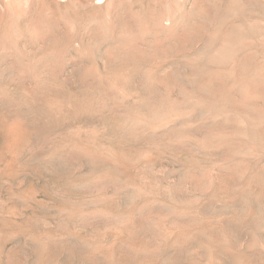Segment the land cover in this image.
<instances>
[{
	"label": "rangeland",
	"instance_id": "obj_1",
	"mask_svg": "<svg viewBox=\"0 0 264 264\" xmlns=\"http://www.w3.org/2000/svg\"><path fill=\"white\" fill-rule=\"evenodd\" d=\"M6 256L264 264V0H0Z\"/></svg>",
	"mask_w": 264,
	"mask_h": 264
},
{
	"label": "bare ground",
	"instance_id": "obj_2",
	"mask_svg": "<svg viewBox=\"0 0 264 264\" xmlns=\"http://www.w3.org/2000/svg\"><path fill=\"white\" fill-rule=\"evenodd\" d=\"M50 105H52V104H50ZM4 125H6V134H7L6 143H7V146H9L8 149L17 151L16 148H18V147H16V146L19 145L21 142L25 141L24 140L25 133H27L26 131H25V133H23L22 121L20 119L15 118V119H13L11 122H9L7 124L4 123ZM3 127H5V126H3ZM211 254H213V253H211ZM9 258L8 257L6 258L7 260L5 261V264H10Z\"/></svg>",
	"mask_w": 264,
	"mask_h": 264
}]
</instances>
